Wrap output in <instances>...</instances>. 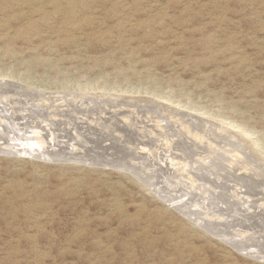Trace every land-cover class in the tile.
Listing matches in <instances>:
<instances>
[{
  "label": "rangeland",
  "instance_id": "rangeland-1",
  "mask_svg": "<svg viewBox=\"0 0 264 264\" xmlns=\"http://www.w3.org/2000/svg\"><path fill=\"white\" fill-rule=\"evenodd\" d=\"M85 1L0 0V264H264V0Z\"/></svg>",
  "mask_w": 264,
  "mask_h": 264
},
{
  "label": "bare ground",
  "instance_id": "bare-ground-1",
  "mask_svg": "<svg viewBox=\"0 0 264 264\" xmlns=\"http://www.w3.org/2000/svg\"><path fill=\"white\" fill-rule=\"evenodd\" d=\"M68 1V0H67ZM86 3V1L85 0H83V1H81V2H75V1H73V0H69V2H68V4H69V12L70 13H74V10H75V8L79 5V4H85ZM47 5H48V3H47ZM55 6H56V8H58L59 7V5H58V3L57 4H55ZM80 22V21H79ZM73 25V24H72ZM35 31V30H34ZM34 61V60H33ZM5 82V81H4ZM23 95V94H22ZM1 97V96H0ZM12 99V98H11ZM161 99V98H160ZM163 99H165V98H163ZM168 99V98H167ZM84 101V100H83ZM168 101V100H167ZM161 102V101H160ZM166 102V101H165ZM178 106V105H177ZM182 107V106H181ZM181 111V110H180ZM198 111V110H197ZM26 112V111H25ZM36 112V111H35ZM204 115V114H203ZM176 117V116H175ZM179 117V116H178ZM213 117V116H212ZM211 117V118H212ZM18 118V117H17ZM224 118V117H223ZM226 119V118H225ZM221 120H222V118H221ZM225 120H223V122H224ZM227 122V121H226ZM229 123V122H228ZM7 124V123H6ZM226 124V123H225ZM238 125V124H237ZM228 126V125H227ZM230 127V126H229ZM235 127H236V125H235ZM236 129H237V127H236ZM242 130V134H243V136H248L249 134H248V131L246 130V129H244V128H241ZM12 131V130H11ZM97 131V130H96ZM240 131V132H241ZM39 132V131H38ZM161 132V131H160ZM172 132H174V130L172 131ZM239 133V132H238ZM253 133V132H252ZM47 134V133H46ZM175 134V133H174ZM240 134V133H239ZM36 135V134H35ZM251 136V135H250ZM250 136H249V139H250ZM15 136H13V138H14ZM252 137V136H251ZM16 138H18V137H16ZM15 138V139H16ZM35 138V137H34ZM156 138V137H155ZM200 139V138H199ZM230 139V138H229ZM246 139V138H245ZM22 140V139H21ZM32 140V139H31ZM46 140V139H45ZM44 139L43 140H41V139H39V140H37L36 142H33L29 147L30 148H27V149H24L23 151L27 154V153H29V154H31V151L32 152H34V153H36L37 152V150H38V152L39 151H41V150H43V151H41V154H42V152H48V150H45V149H47L49 146H45V144H46V141H45ZM169 140V139H168ZM205 140V139H204ZM219 140V139H218ZM254 140V139H253ZM56 141V140H55ZM249 141V140H248ZM252 141V140H251ZM258 141H260V140H258ZM258 141L256 142V141H254V145H255V147L257 146V143H258ZM261 142V141H260ZM47 143H48V140H47ZM170 143V142H169ZM49 144V143H48ZM190 144V143H189ZM251 144V143H250ZM260 144V143H259ZM6 145V144H5ZM261 146L263 145V144H260ZM24 146H25V144H24ZM16 147V146H15ZM258 147V146H257ZM200 149V148H199ZM263 150V149H262ZM50 151V150H49ZM113 151V150H112ZM259 151V150H258ZM54 152V151H53ZM97 152V151H96ZM255 152V151H254ZM24 153V154H25ZM33 153V154H34ZM55 153V152H54ZM59 153V152H58ZM28 154V155H29ZM50 154V153H49ZM258 154V153H257ZM259 154H261V153H259ZM12 155V154H11ZM21 155V154H20ZM36 156V155H35ZM43 156V155H42ZM49 156V155H48ZM30 157V156H29ZM51 157V156H50ZM53 157V156H52ZM56 157V156H55ZM39 158V157H38ZM40 158H43V157H40ZM64 158V157H63ZM45 159V158H44ZM68 159V158H67ZM173 159V158H172ZM52 160V159H51ZM200 160V159H199ZM53 161V160H52ZM252 167V166H251ZM248 168V167H247ZM186 169V168H185ZM134 173V172H133ZM190 180V179H189ZM136 182V181H135ZM120 187V186H119ZM207 193V192H206ZM210 196H212V194L210 195ZM165 197V196H164ZM206 198H208V197H206ZM157 199V198H156ZM167 198L165 197V200H166ZM209 199V198H208ZM164 200V201H165ZM210 200H212V199H210ZM208 201V200H207ZM211 202H213V200L211 201ZM138 204V203H137ZM170 204V203H169ZM206 204V203H205ZM207 205V204H206ZM197 207H198V205H197ZM203 207V206H202ZM168 208V207H167ZM198 213V212H197ZM184 215H185V213H184ZM214 215V214H213ZM197 216V215H196ZM227 216V215H226ZM37 217V216H36ZM35 217V218H36ZM183 217V216H182ZM222 217V216H221ZM243 217H245V216H243ZM157 219V218H156ZM246 219V218H245ZM187 220V219H186ZM198 220V219H197ZM177 221H179V219H177ZM187 221H189V220H187ZM237 221V220H236ZM239 222V221H238ZM242 222H244V221H242ZM249 222V221H248ZM195 222L193 221H190V224H189V226H187V228H190V231L192 232V233H194V234H197L199 231H198V229L199 228H195V227H193L192 225L194 224ZM49 224V223H48ZM178 224H185V225H187V223L185 222V221H183V220H180L179 222H178ZM220 225V224H219ZM262 225V224H261ZM199 227H201V226H199ZM181 229H183L182 227H181ZM204 230H205V232H207V234H210L211 236H214V237H216V238H221L220 240L221 241H224L223 240V237H220L218 234H217V232H215L214 231V229L213 230H211L210 228H206V227H204ZM216 230V229H215ZM246 232V231H245ZM245 232H241V234L240 235H243ZM198 235V234H197ZM209 235V237H210V239L212 238L211 236ZM253 236V235H252ZM233 237V239L236 237H234V236H232ZM218 239V240H219ZM231 239V238H230ZM233 239H232V241H226L227 243H228V245H229V243H231L230 245L235 249V250H238L240 253L243 251L244 252V250H245V245H248V244H245L244 242H241L240 240V242H234L233 241ZM246 239V238H245ZM249 239V238H248ZM251 241V240H250ZM249 241V242H250ZM253 241V243H254V241H255V239H253L252 240ZM256 241H257V239H256ZM226 245V244H225ZM228 245H226V246H228ZM256 246V243L255 244H253V248ZM257 249V248H256ZM253 250V249H252ZM238 251H237V253H238ZM250 251V250H249ZM263 251V250H262ZM247 252H248V250H247ZM255 252V251H254ZM258 252V251H257ZM262 253V252H261ZM260 253V254H261ZM251 254H253V253H251ZM245 255V253L243 254V256ZM247 255L249 256L250 254H249V252L247 253ZM246 255V256H247ZM257 255V254H256ZM225 256V255H224ZM254 256V255H253ZM252 256V257H253ZM254 258V257H253ZM227 264V263H226ZM229 264V263H228Z\"/></svg>",
  "mask_w": 264,
  "mask_h": 264
}]
</instances>
